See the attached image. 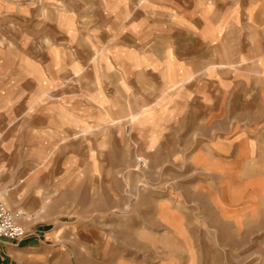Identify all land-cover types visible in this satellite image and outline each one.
<instances>
[{"label":"rangeland","instance_id":"1","mask_svg":"<svg viewBox=\"0 0 264 264\" xmlns=\"http://www.w3.org/2000/svg\"><path fill=\"white\" fill-rule=\"evenodd\" d=\"M92 7L98 24L69 19L67 47L51 29L25 27L48 35L35 46L5 30L16 43L6 55H46L37 63L22 56V118L0 127V201L22 214L26 237L41 239L27 264H228L223 251L235 242L221 227L213 237L183 223L194 203L216 216L220 186L188 173L180 142L189 144L181 130L192 120L171 115L176 101L160 78L117 71L128 66L113 57L111 20L100 3Z\"/></svg>","mask_w":264,"mask_h":264},{"label":"crops","instance_id":"2","mask_svg":"<svg viewBox=\"0 0 264 264\" xmlns=\"http://www.w3.org/2000/svg\"><path fill=\"white\" fill-rule=\"evenodd\" d=\"M77 1L74 7L72 0H0V127L22 118V58L37 63L46 56L6 55L5 45L16 43L5 30L21 32L35 46L48 35L27 34L25 27L51 29L67 47L70 24H98L92 2L100 3L111 20L113 57L128 66L117 71L160 78L161 92L176 101L177 112L169 114L192 120L181 130L189 144L180 142L188 173L220 180L211 193L216 216L190 204L185 228L214 237L212 227H221L223 240L235 242L223 251L228 264H264V0ZM165 227L177 229L175 221ZM40 242L36 234L19 243L0 239V264H27Z\"/></svg>","mask_w":264,"mask_h":264},{"label":"built area","instance_id":"3","mask_svg":"<svg viewBox=\"0 0 264 264\" xmlns=\"http://www.w3.org/2000/svg\"><path fill=\"white\" fill-rule=\"evenodd\" d=\"M21 215L20 212L8 210L0 201V239L19 243L26 238V230L16 222V218Z\"/></svg>","mask_w":264,"mask_h":264}]
</instances>
